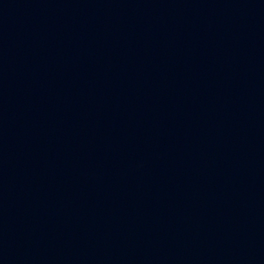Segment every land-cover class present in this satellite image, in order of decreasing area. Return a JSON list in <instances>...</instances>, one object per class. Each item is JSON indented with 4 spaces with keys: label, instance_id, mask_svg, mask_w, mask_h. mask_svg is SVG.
<instances>
[{
    "label": "water",
    "instance_id": "1",
    "mask_svg": "<svg viewBox=\"0 0 264 264\" xmlns=\"http://www.w3.org/2000/svg\"><path fill=\"white\" fill-rule=\"evenodd\" d=\"M0 264H264V0H0Z\"/></svg>",
    "mask_w": 264,
    "mask_h": 264
}]
</instances>
